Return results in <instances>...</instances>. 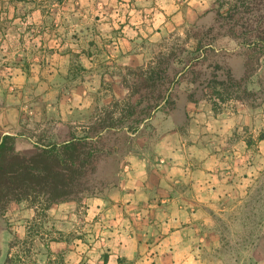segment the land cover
<instances>
[{"label":"rangeland","instance_id":"374dc122","mask_svg":"<svg viewBox=\"0 0 264 264\" xmlns=\"http://www.w3.org/2000/svg\"><path fill=\"white\" fill-rule=\"evenodd\" d=\"M18 1L15 19L0 12V99L17 109V131L24 135L15 147L27 154L35 150V138L51 140L55 133L63 139L69 127L86 126L100 107L123 98L127 67L145 66L175 44L191 48L188 30L217 26L222 21L215 20L217 10L223 12L232 0ZM216 46L219 63L239 78L242 49L226 36ZM15 71L21 73L18 80ZM248 89L249 97L232 98L217 111L198 90L187 118L191 125L186 120L178 127L181 133L190 130L195 145L215 151L224 176L238 183L247 172L245 194L236 187L201 217V264H264V59ZM184 102L180 94L177 105ZM166 119L160 113L153 121L157 135L166 131ZM150 132L122 144V151L153 147L146 139ZM110 160L99 171L109 169ZM17 204L0 216V264H61V254H51V239L58 238L51 232V206ZM84 207L78 200L75 211Z\"/></svg>","mask_w":264,"mask_h":264},{"label":"trees","instance_id":"16d2710c","mask_svg":"<svg viewBox=\"0 0 264 264\" xmlns=\"http://www.w3.org/2000/svg\"><path fill=\"white\" fill-rule=\"evenodd\" d=\"M220 18L217 26L188 30L194 42L191 48L175 44L145 66L127 67L130 79H121L127 89L124 97L100 107L86 126L69 127L65 138L39 136L33 141L35 150L25 154L15 147L22 133L2 135L0 216L11 202L27 201L48 209L54 203L106 195L116 187L123 157L131 150L122 151V144L149 128L152 132L146 139L155 144L159 135L153 121L160 113L167 118L180 94L194 104L199 90L200 99L214 111L232 98L249 97V80L264 59V0H232L223 12L217 10L215 20ZM224 36L242 49L244 72L239 78L217 60L221 48L216 41ZM108 158L110 168L99 171Z\"/></svg>","mask_w":264,"mask_h":264},{"label":"crops","instance_id":"0c3cea01","mask_svg":"<svg viewBox=\"0 0 264 264\" xmlns=\"http://www.w3.org/2000/svg\"><path fill=\"white\" fill-rule=\"evenodd\" d=\"M18 4L0 0V12L15 19ZM20 74L15 71L17 80ZM5 101L0 99V137L22 133L17 109ZM190 107L188 102L176 106L153 147L128 151L116 187L104 196L83 197V212L75 211V200L51 205V232L58 235L51 239V254L60 253L61 264H201V217L218 197L233 196L238 186L245 194L248 184L247 172L238 183L224 176L215 151L195 145L190 130L179 131L186 120L190 124ZM51 139L61 140L55 133Z\"/></svg>","mask_w":264,"mask_h":264}]
</instances>
